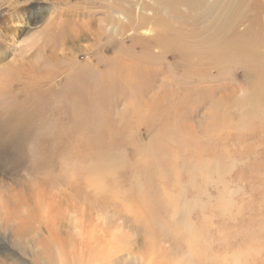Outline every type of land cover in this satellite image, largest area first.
<instances>
[{
  "label": "rangeland",
  "instance_id": "rangeland-1",
  "mask_svg": "<svg viewBox=\"0 0 264 264\" xmlns=\"http://www.w3.org/2000/svg\"><path fill=\"white\" fill-rule=\"evenodd\" d=\"M0 264H264V0H0Z\"/></svg>",
  "mask_w": 264,
  "mask_h": 264
},
{
  "label": "bare ground",
  "instance_id": "bare-ground-1",
  "mask_svg": "<svg viewBox=\"0 0 264 264\" xmlns=\"http://www.w3.org/2000/svg\"><path fill=\"white\" fill-rule=\"evenodd\" d=\"M110 22V21H109ZM113 26V25H112ZM115 26V25H114ZM13 36H10V40H13ZM237 47H239V48H242V49H244V51H245V53L246 54H248V53H250V52H252L253 50H251V49H249L250 47L248 46V45H246V44H238L237 45ZM129 73H130V71H128V75H127V73L125 72V74H124V72L122 71L121 72V75H120V78L121 79H124L125 80V82H122V81H118V82H114V83H109V85L110 86H113V85H115V86H117L118 88H119V92H121V90L123 89V88H125L126 86H127V83H129L130 81V76H129ZM125 75H127V76H125ZM4 76H9V75H4ZM90 79V78H89ZM96 82H97V88L99 89L98 90V92H97V94H98V96L100 95V94H103L104 96L105 95H109V94H107V93H103V91L100 89L102 86L104 87V84H103V81H101L100 79H96ZM121 83V84H120ZM83 84V83H82ZM118 84V85H117ZM84 87V86H83ZM90 88V87H89ZM97 88H95L96 90H97ZM132 94V93H131ZM146 95V94H145ZM86 99H89V98H86V97H84V98H79L78 97V95H77V93L76 92H74V93H71L70 94V101H69V103H70V106L72 107V108H74L73 110H72V112L74 113V114H76L77 113V109H79L77 106H76V104L78 103H80V102H82V100H85V102L84 103H86ZM80 105V104H79ZM30 115L28 114L27 116H26V118L24 119V117H25V115H23V114H21V115H17V117H16V125H20L21 123H25L26 121H27V118L29 117ZM101 119H102V117H101ZM175 123V122H174ZM178 123V122H177ZM20 136H21V134H20Z\"/></svg>",
  "mask_w": 264,
  "mask_h": 264
}]
</instances>
